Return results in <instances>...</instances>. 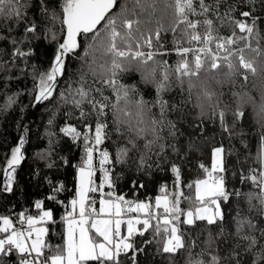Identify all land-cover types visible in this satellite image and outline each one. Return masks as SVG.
Returning <instances> with one entry per match:
<instances>
[{
    "label": "snow or ice",
    "instance_id": "obj_1",
    "mask_svg": "<svg viewBox=\"0 0 264 264\" xmlns=\"http://www.w3.org/2000/svg\"><path fill=\"white\" fill-rule=\"evenodd\" d=\"M162 2L163 8L158 9L161 0H57L56 6H52V0H37L36 11L29 14L32 0H0L2 27L9 34L0 35V40L11 45L6 53L0 48V73H8L0 83L6 88L11 79L30 77L33 107L54 102L49 126H55L56 116L62 111L65 123L58 134L83 153L75 194L67 204L59 199L66 190L63 182L46 177L49 193L34 202L37 215L22 211L15 222L8 215H0V264H11L8 258L13 256L15 264H138L137 257L145 250L142 245L153 243L159 254H167L169 264H176L177 254L183 264H264V135L260 137L259 167L239 175L240 183H250L258 192L227 188L222 142L211 150V167L199 165L205 178L193 183L182 184L181 167L168 164L174 174L173 188L169 192L167 185L163 186L164 194L155 197L154 203L131 200L115 190L112 168L117 162H127L130 153L139 154L137 164L143 169L153 164L159 167L161 161L167 163L169 148L178 151L175 144L168 143V137L175 139L179 131L178 122L169 115L182 111L181 105L189 102L193 89H199L198 119L215 118L229 137L234 134L236 121L245 117V105H252L264 121L260 31L264 27V0ZM158 10L160 17L156 15ZM57 22V30L47 26ZM18 27L21 35H12ZM41 39L55 44L52 62L43 71L29 62L35 55L33 42ZM172 55L176 60L170 65L166 57ZM73 59L81 62L75 79L68 72ZM13 70L19 76L12 75ZM133 72L139 73L143 84L154 87L153 100L146 99L135 85L122 82L124 75ZM249 75L255 78L253 88L259 90V101L248 91L234 92L236 109L231 111L227 104L221 107L222 93L212 90L209 82L235 85L239 77L245 82L240 85L244 88ZM173 82L182 92L187 86L188 99H182L181 105L166 98ZM19 95L5 92L0 109L11 108ZM230 111L231 125L227 121ZM58 134L49 131L50 147L42 154L44 159L51 161L55 155ZM109 141L118 145L114 156L104 147ZM28 142L26 137H18L17 144L3 154L0 191L11 193L18 185ZM55 166L54 162L47 164L49 169ZM97 171L103 176L98 184ZM106 187L110 189L107 192ZM184 188L194 189V196H186ZM92 194H98L99 199ZM233 197L237 206L229 217L222 205ZM240 197L248 204L246 211L240 207ZM254 200L259 202L258 222L251 215L257 207ZM45 201L65 207L59 220L66 235L62 245L46 240L48 225L54 226L57 220ZM182 202L189 206L181 208ZM200 223L203 229L199 235L186 242L181 224L195 228ZM233 225L234 231L230 230ZM122 227L126 229L124 234ZM136 237L144 239L137 243Z\"/></svg>",
    "mask_w": 264,
    "mask_h": 264
},
{
    "label": "trees",
    "instance_id": "obj_2",
    "mask_svg": "<svg viewBox=\"0 0 264 264\" xmlns=\"http://www.w3.org/2000/svg\"><path fill=\"white\" fill-rule=\"evenodd\" d=\"M211 2V0H206ZM119 3V0H118ZM57 0H52V6H56ZM37 0H32V8L30 13L36 11ZM163 8V2L158 4V9ZM157 17L161 16V12L158 10ZM165 22L166 18H165ZM3 20L0 19V35H9L2 27ZM53 27L54 30L59 28V22L55 25H47ZM22 27V26H21ZM261 46L264 47V27H261ZM224 34H227V30L222 29ZM12 35L19 36L21 32L19 27ZM63 39V36H60ZM167 39L171 40V34ZM170 46V45H169ZM28 47L27 44L24 45ZM32 47L35 50V55L31 57L30 63L36 64L39 70L43 71L49 67L52 62L53 52L55 51V44H50L49 41L41 39L33 42ZM0 48L5 49V53L11 49L10 43L0 40ZM82 54V49H81ZM7 59V56H4ZM169 64H173L176 60V56L172 55L166 57ZM81 62L73 59L69 66L68 72L72 75V79L76 78V73L80 69ZM87 71V69H85ZM8 73H0V79ZM12 75L19 76V73L13 70ZM91 75H89V82L92 81ZM223 80V76L219 77ZM236 83L233 85L231 82H225L217 84L215 81H210V88L214 90L222 101L221 107L224 104L229 106L231 111H234L237 107L233 96L234 92L248 91L253 95L257 101H259V90L253 88L254 77L249 75V81L244 88L240 85L245 82L236 77ZM122 82L126 85H135L140 93L148 100L155 98V89L151 85H145L141 81L139 73H129L122 77ZM99 86V85H97ZM32 87L31 78L24 76L20 79H11L7 82V87L0 83V105L5 103V92L20 93L18 102L7 110L0 109V169L3 168L5 157L4 153L9 152L10 148L17 144L18 137L24 136L29 141L26 145L27 159L22 163L21 169L18 173L19 182L15 187V190L11 193L0 191V215H8L13 218L15 222L16 216L20 212H25L30 215H37V210L33 207L36 200L44 199L49 193V186L46 182V177H51L57 182H63L65 191L59 195V199L65 201V204L73 198L75 189L77 186V173L78 166L81 163V156L83 155L80 148L73 146V143L68 138H64L62 134H58L59 127L62 126L65 121L62 115V111L57 114L55 126H49L48 121L52 116L55 105L54 102H45L42 105L33 107L32 96L29 93V89ZM60 87H64L61 83ZM181 91L180 88L175 86L173 82V90L167 94L166 98L170 103L181 105L182 99H188V93ZM199 89H193L192 96L186 105H181V112H172L169 115V119L177 121L178 133L175 139L168 137V143L175 144L177 152H173L171 148L167 150V163L160 162V166L155 164L151 168H139L137 164L138 153H130V159L125 163L117 162L112 168V175L116 182V192L124 194L126 198L135 201H152L154 203L155 197L163 195L161 190L163 186L167 185V190L171 192L173 188L174 174L169 170L168 164L176 163L182 169V184L193 183L196 179L205 178L203 169L199 167L203 164L205 167L210 168L212 163L211 150L215 146H219L223 143L226 149L225 155V167L227 169L225 173L226 186L229 190H240L242 193L246 192H258L259 190L254 188L250 183H240L239 175L241 172H246L248 168L259 167L257 160L261 154V142L260 137L264 135V121H261L253 110L252 105H245V117L239 121H236L234 134L229 137L221 129L220 123L215 118L209 119L205 117L203 121L198 119L199 108L197 105L196 93ZM106 95H111V92L105 90ZM55 100V98H54ZM155 111V110H154ZM231 111L227 116L229 125L233 122ZM72 123H78L72 121ZM49 131L57 133L58 143L54 145L55 155L51 158V161L44 159L42 154L46 152L49 147ZM113 140H116V136L113 135ZM142 144L143 141H140ZM117 144L111 141L107 142L104 147L108 148L110 153L114 156L117 150ZM66 159L67 164L62 163V160ZM98 160V157H96ZM156 158L153 157V160ZM54 162L55 167L49 169L47 164ZM95 163V162H94ZM2 175V173H0ZM103 179L102 173L96 172V183H100ZM135 183L136 187H133ZM143 187H139V185ZM107 187L105 192L109 191ZM186 196H194V189L184 188ZM94 195L97 200L98 194ZM240 207L245 211L248 208V204L244 197H240ZM253 204L257 207L253 209L251 215L255 217L256 222L261 218L256 215L259 207V202L254 200ZM181 208H187L189 205L187 202L181 203ZM237 206V198L233 197L229 203L223 204L227 215L231 217L234 215V209ZM45 207L53 210L54 217L57 223L53 226L48 225L50 231L46 240L52 245H62L65 243L64 228L59 223L61 215L65 211L64 205L45 201ZM99 204H97V208ZM183 219V218H182ZM182 230L185 232L186 242L195 239L201 230L203 224H198L197 227H188L181 224ZM234 231V225L231 227ZM204 237H200L203 239ZM144 237H136L137 243H140ZM144 251L141 252L138 257V264H169L167 254L161 255L157 252V245L144 244ZM47 254V253H46ZM11 264H15V256L8 258ZM122 259H127L122 257ZM176 264H183V259L177 254Z\"/></svg>",
    "mask_w": 264,
    "mask_h": 264
},
{
    "label": "rangeland",
    "instance_id": "obj_3",
    "mask_svg": "<svg viewBox=\"0 0 264 264\" xmlns=\"http://www.w3.org/2000/svg\"><path fill=\"white\" fill-rule=\"evenodd\" d=\"M77 176H78V173H77ZM124 233H126V229L124 227H122V234H124ZM65 239H66V235H65Z\"/></svg>",
    "mask_w": 264,
    "mask_h": 264
}]
</instances>
